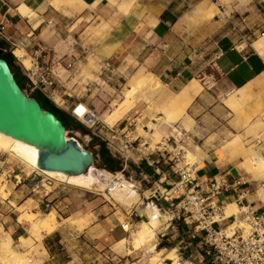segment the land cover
Returning a JSON list of instances; mask_svg holds the SVG:
<instances>
[{
	"label": "crops",
	"instance_id": "crops-1",
	"mask_svg": "<svg viewBox=\"0 0 264 264\" xmlns=\"http://www.w3.org/2000/svg\"><path fill=\"white\" fill-rule=\"evenodd\" d=\"M49 1L0 0V26L4 27L7 38H0V53L10 54L13 58V52L20 50L25 58L34 56L40 63L73 55L80 58L77 66L80 71L88 67L87 59L92 57L98 68L100 65L107 67V71L93 74L110 88L115 87L117 80L128 71L145 66L165 89V99H161L163 104H168L172 96H180L186 101L185 114L194 123L191 131L183 129L181 124L164 122L159 124L160 133L167 138L175 130L182 131L189 138L185 142H191V150L194 146L199 147L202 165L196 168V178L202 183L219 177L231 185L240 182L236 192L231 189L216 198L223 208L227 203L238 205V193H243L245 200L253 203L255 208L260 207L252 194V184L242 180L237 163L216 156L220 144L243 126L226 105L228 96L237 91H249V109L254 110L258 105L264 111V60L248 46L243 51L233 48L238 40L237 33L244 40L250 33H257L255 29L261 23L255 0H233L229 8L219 4L222 0H133L125 12L116 6L123 0H117L116 4L109 0H62L58 8L51 6ZM21 5L31 15L21 16ZM211 6L217 8L212 17L195 16V8L209 9ZM42 46L49 52H39ZM18 72L23 78L21 70ZM92 88L97 86L91 83L88 91ZM101 105L102 101L98 100L95 107ZM63 113L68 117V106L64 107ZM158 119H163L162 114H158ZM132 160L139 166L144 164L137 162L138 158ZM169 178L163 185L176 180L177 176L171 173ZM21 196L22 193L17 195L11 190L7 199L0 201V227L19 253L24 252L18 245L20 238L27 237L28 226L18 223L19 214L12 203L20 207L32 200L33 212L46 210L36 195L23 203ZM87 198L91 196L83 193L72 196L64 188L53 189L46 201L53 203L56 213L88 209L92 221L80 234H44L42 240L31 247L34 249L33 263L112 264L119 256L113 253L112 247L126 236L123 226L134 224V220L141 217L137 208H131L123 215L126 223L121 225L114 216L107 214V206L99 203L98 198L92 197L90 203ZM149 200L169 217L166 227L157 234L163 244L157 250L174 249L177 257L184 255L192 264H198L195 260L199 251L198 239L191 240L188 236L192 229L186 223L189 220L185 223L181 218L178 220L179 215L170 208V203L152 197ZM160 201L162 203L158 206ZM5 239L0 235V245ZM42 251L46 256H40ZM169 263L165 260L162 264Z\"/></svg>",
	"mask_w": 264,
	"mask_h": 264
},
{
	"label": "built area",
	"instance_id": "built-area-1",
	"mask_svg": "<svg viewBox=\"0 0 264 264\" xmlns=\"http://www.w3.org/2000/svg\"><path fill=\"white\" fill-rule=\"evenodd\" d=\"M257 33H250L247 40L237 33L238 40L233 48L237 51H243L247 46L251 48ZM0 38L7 39L3 26H0ZM241 45L244 47L241 48ZM38 51L49 52L44 46ZM14 59L31 92H39L55 105L58 104L54 102V98H58L64 107L68 106V116L90 131L92 136L101 135L106 131L111 144L117 147L125 163L134 157L138 158L137 162L152 168L153 172L160 177L158 181L160 185L169 181L171 173L176 174L177 179L166 184L164 193L154 192L151 197L156 201L163 200L170 203V208H174L179 215L178 220L181 218L184 223L189 220L186 223L191 225L192 229L188 236L191 240L198 239L196 244L199 251L195 259L198 264H264V203L258 200L257 190L252 194L256 197L260 207L255 208L253 203L245 200L243 193H238L237 206L240 212L237 216L223 218L224 208L216 201V198L228 193L231 189L236 192L240 182L236 181L231 185L225 178L219 177L202 183L196 178L195 164L188 163L178 168L179 157L183 159L184 152L182 148H178L177 144L189 140L182 131L175 130L173 135L164 139L166 145L171 144L170 151L161 148L165 144H157L151 149L145 138L134 137L133 132L128 131L130 125L103 126L95 111L85 103L82 97L74 93L73 89L78 87V81L83 80L81 71L77 67L80 58L69 55L55 62L40 63L33 56L29 58L28 68L22 65L20 59L15 56ZM98 70L101 73L107 71V67L100 65ZM73 80H75L74 84L68 88V84ZM89 85L90 82H86L85 89L80 90L89 92ZM68 101H70L69 104ZM257 144L260 145V142ZM4 163H0V169ZM162 165L167 168L163 169ZM173 168L177 171L175 172ZM12 175L5 177V180L12 181L15 185L26 183L29 193L36 195L42 201L44 208L52 211L57 208L52 202L46 201L53 191L51 188L54 185L57 186L56 188L68 187L64 183L38 173H33L29 177L25 176V178L21 175H14V172ZM0 176H3V173ZM260 188L264 193V182L258 190ZM242 202L245 203L242 204ZM231 224L233 226L230 229ZM178 260L181 264H192L184 255H179Z\"/></svg>",
	"mask_w": 264,
	"mask_h": 264
},
{
	"label": "bare ground",
	"instance_id": "bare-ground-1",
	"mask_svg": "<svg viewBox=\"0 0 264 264\" xmlns=\"http://www.w3.org/2000/svg\"><path fill=\"white\" fill-rule=\"evenodd\" d=\"M112 4H116L117 0H109ZM247 0H244L246 2ZM264 1V0H263ZM133 0H123L118 7V10L125 12ZM50 5L58 8L62 0H50ZM194 10L195 16L206 15L212 17L217 8L211 6L209 9L203 7H197ZM201 10H211L203 12ZM21 16L31 15L30 11L21 5L19 8ZM243 48V45H241ZM251 49L257 54L258 57L264 60V35L258 40L252 43ZM13 55L20 59L23 66L28 68L29 60L24 57L23 51L15 50ZM162 90V84L156 77L137 73L128 81L127 88L123 91L122 100L115 107L112 113H103L100 116V120L109 127L119 122L125 115L133 113L136 110V106L140 100H145L150 104L154 96L160 95ZM251 101L249 91H237L236 94L228 96L225 103L229 109L235 114L238 123L245 128L253 129L254 127L264 126V111L260 110L257 105L256 109H249V102ZM54 102L61 105L58 98H54ZM255 102V101H254ZM186 101H182L180 96H172L168 99V109L166 116L173 117L175 121L182 120L186 124L188 118L185 114ZM168 118V117H167ZM166 118V119H167ZM255 118V120H253ZM166 123H169L165 121ZM191 122V121H190ZM149 128L156 133H160V125L154 123H148ZM264 135V134H263ZM66 141H69L67 134H65ZM78 145V143H76ZM79 146V145H78ZM264 148H260L258 151H254L251 147L245 148L239 138L228 142L224 149L216 151L218 152L219 159L222 160L224 154H237L242 160L237 163V169L242 173V180L246 183H259L264 182V154L262 151ZM260 151V152H259ZM193 152V153H192ZM192 152L184 151L183 158L186 157L187 161H192L194 155L199 153V147L194 146ZM0 153L10 158L12 161L19 164L23 170L22 173L26 177L31 176L33 173L42 174L52 180L64 183L66 186L78 189L80 191L90 192L94 187L100 188L103 192L107 190L105 196L109 202L119 204L124 207H131L139 200V194L134 184L126 181L121 174H111L105 170H96L93 166H90L84 173L78 175H69L57 171H47L39 168V158L41 150L27 144L25 142L15 140L9 136L0 133ZM15 165V166H16ZM4 176H0V180ZM260 185V184H259ZM5 185L0 187V198L5 199L7 193L4 191ZM158 194L164 193V189H156ZM258 200L264 203V193L261 190L257 191ZM146 215L147 221L139 223L138 229L128 238L131 239L130 250L126 255L133 251H142L147 256L148 264H162L165 260H168L169 264H181L178 257L175 256V250H157L156 238L160 227L167 225L169 218L163 215L156 206L151 203L144 205L141 210ZM240 212L239 207L235 203H227L223 210V218H231L237 216ZM85 216L82 213H77L73 218L69 219L68 226L75 224H81L84 222ZM18 223L28 224V237L19 239V247L26 249L35 242H40L45 235H50L57 231L61 224L57 221L53 212L44 214L42 217H38L36 214H24L19 215ZM68 221V220H67ZM66 221V222H67ZM233 224H231L230 229ZM130 231L128 225L123 226V232L128 233ZM0 235H3L5 240L0 245V264H35L25 257L23 253H19L12 246V241L6 237L0 227ZM127 238L120 239L115 245L117 252H122L126 249ZM115 252V253H117ZM37 255V254H36ZM40 256H46V253L42 251ZM188 264V263H187Z\"/></svg>",
	"mask_w": 264,
	"mask_h": 264
},
{
	"label": "rangeland",
	"instance_id": "rangeland-1",
	"mask_svg": "<svg viewBox=\"0 0 264 264\" xmlns=\"http://www.w3.org/2000/svg\"><path fill=\"white\" fill-rule=\"evenodd\" d=\"M241 2H244V0H241ZM255 2L257 5V14H258L257 17L261 23L255 29L258 32L257 37H256V40H258L261 37V34H264V1L255 0ZM219 4L226 5L229 8V6L233 4V0H222ZM246 15L247 13L244 15V17ZM256 40H254V42ZM87 62H88V67L82 69L81 71V76L83 77L82 78L83 80L82 82L78 81V87H74L73 91L75 94H78L80 97H82L85 103H87L95 111V113L97 114L99 118L100 123L105 127H109V125L107 126L106 124H104L100 120V116L103 113L109 114L114 111L115 107L122 100L123 91L127 88L128 81L130 80L131 77H133L135 74L140 72L145 75H149V76L151 75L153 76V78H155V76L151 74V72L145 66H138L136 69L128 71L126 75H124L123 78L118 79L115 87L111 86L110 88L109 85L103 79L99 80L98 75L93 74V72L96 73L99 71L98 65L96 64L94 59L92 57H88ZM18 69L20 70L17 61L14 59L12 70L14 73L18 74L17 73ZM17 76L21 81V84H20L21 90L28 97H32V94L34 92H31L28 89L26 85V79L24 77L22 78L20 74H18ZM74 82L75 80L71 81V83L68 84V88H70L74 84ZM86 82H90V84L94 83L98 89L92 88L90 92H86L84 90L81 91L80 89L84 88V84ZM160 91H161L160 95L154 96L150 104L146 103L145 100H140L139 104L136 106V110L133 113H129L125 115L119 122L114 124L115 126H121L120 124H124L125 121H127L128 123H125V125L127 126L130 125V127L128 128V131H132L134 134L133 135L134 137L145 138L149 142L151 149L155 148L157 144H160V145L165 144L164 139L166 135H163L161 133H156L153 130H151L149 128L148 123H154L158 125V124H161L167 121L171 125L181 124L183 129H185L186 131H191L194 125V123L190 122L189 120H188L189 124H186L185 122H182V120L175 121L173 117L172 118L169 117V114L168 116H166L167 110L169 111V113L171 110L168 109V104L162 103L161 99H165L163 96V92L165 91L163 86H162V90ZM45 99L47 100L48 104H50L51 106H54L61 112H64V106L62 105V103H60L61 105L59 104L55 105L52 101L48 100L47 98ZM98 100L102 101V105L100 107H95ZM158 114H162L163 119H158ZM61 122L65 128V134H67L68 138L76 140L82 149L87 150L93 154L94 159H95L93 167L96 170H105L99 167V165L101 164V152H100L101 148H103L105 153H107L108 155L121 160L123 166L120 172L113 173L107 170L105 171L111 174H114V175L121 174L122 177L126 181L134 184L139 194V200L131 207L130 206L124 207L119 204L109 202V200H107L105 196V193H108L107 190L103 192L98 187H94L93 190H91L90 192L80 191L78 189H73L70 187H66L64 189H66V192H68V194H71L72 196H75L76 194H80V193L91 196L90 199L87 198L88 203H90V200L92 199V197L98 198L99 203L102 204L103 202L104 205L107 206V209H106L107 214L109 216H114V218L117 219L121 225L122 224L124 225L126 223V220L124 219L123 215H126L130 211L131 208L133 210L137 208L138 214L141 217L140 218L137 217V219L134 220V224L132 223L128 225L130 231L124 237V238H127L126 249L123 250L122 252H117L115 251L116 246L114 245V247H112L113 253L117 254V256L119 255L117 258L114 259L112 264H148L147 256L142 251H133L130 254L126 255V253H128L131 247L130 246L131 239L128 237L129 235L133 234L138 229L139 223L143 221H147L146 215L142 213L141 210L143 209L144 205L151 203V200H149L151 199L150 196H153L156 189H159V188L166 189V185H160L158 182L160 178L159 176H157L154 172L152 173L146 172L145 169L142 168V166L135 164L133 160L125 163L124 160L120 157L119 155L120 152L117 149V147L111 144L109 135L108 133H106V131H104L101 135L92 136L90 131H88L82 125L74 122L73 119H71L69 116L65 117ZM110 127H112V125ZM263 134H264V126L254 127L253 129H248L242 126L240 130H237L236 132H234V135L230 136L228 140L220 144L219 150L224 149L225 145L228 142L234 140L235 138H239L241 142L243 143V145L245 146V148L251 147L254 151H258L260 148L262 149L264 148V135ZM257 142H260V145H258ZM187 145H188V148H187ZM177 146L178 148H182L183 152L184 151L192 152V150L190 149L191 142H184V143L182 142L180 144H177ZM161 148H166L167 151H170L171 144L170 143H168L167 145L165 144ZM262 153L264 154V150L262 151ZM216 156L220 158L218 156V152L216 153ZM180 157H179L178 168H182L185 164H188V163L195 164L196 168H199L202 165V158L200 157L199 153H196L194 155V159L192 161H187L186 157H184L183 159H181ZM223 158H225L227 162H236V163L242 160L241 158L237 156V154L235 155V154H230V153L224 154ZM2 162H5V163L0 169V175L1 173H3L4 177L3 179L0 180V187L5 185L4 191L8 194L7 197L9 196V193H11V190H13V192H15V194L17 195L22 193L21 198L23 201L21 203H23L26 199L32 196V194L29 193L27 184L22 182L20 185H17L14 189H12L11 186L14 185L15 183H13L12 181L10 182L8 180H5V177H7L8 175L13 176L12 172H14V175H21L23 178H25L24 173L21 172V170H23L22 167L19 164L16 165V162L12 161L10 158H7L6 155L0 153V163ZM240 174L242 178L243 175L241 172ZM165 183L166 182H164V184ZM259 184L261 185L262 182L252 183L251 191L253 192L256 190L258 191L260 187ZM56 187L57 186L54 185L51 188V190H53ZM147 189H152V190L149 192H146ZM7 197L5 199H7ZM5 199L0 198V201H4ZM162 201L158 202L157 205L159 206L162 203ZM32 204H33V201L28 200L27 203H25L24 205L20 207H18L15 203H12V206L14 207L15 210H17L16 212L19 215H24V214L29 213V214H36L38 215V217H42L44 214L53 212L57 218V221L61 224V226L55 232H60L62 235H65V233H68V232L69 234H72V235L80 234L83 232L85 228H87L90 225L92 221V214L91 212L88 211V209L87 210L84 209L82 211L81 210L80 211H70V213H67V214H61V213L58 214L55 211L48 210V209L35 213L31 210ZM153 205L155 206V204ZM77 213H82L85 216L84 222H82L81 224H75L71 227L68 226L69 219L73 218L74 215ZM27 226L29 230L30 227L28 224ZM163 227L165 226L160 227L159 231L163 229ZM42 235H44V233ZM28 236L29 234L27 233V237ZM156 244H157V249H161L163 247V244L160 243V241L157 238H156ZM32 246L33 244L30 247L24 249V252H23L25 257L28 258L30 261H32L34 258V255H32V252L34 250L31 248ZM169 249L170 248H166V250H169Z\"/></svg>",
	"mask_w": 264,
	"mask_h": 264
},
{
	"label": "water",
	"instance_id": "water-1",
	"mask_svg": "<svg viewBox=\"0 0 264 264\" xmlns=\"http://www.w3.org/2000/svg\"><path fill=\"white\" fill-rule=\"evenodd\" d=\"M0 133L41 150L38 164L42 170L78 175L94 165L93 154L74 139L66 141L62 122L25 95L1 58Z\"/></svg>",
	"mask_w": 264,
	"mask_h": 264
},
{
	"label": "trees",
	"instance_id": "trees-1",
	"mask_svg": "<svg viewBox=\"0 0 264 264\" xmlns=\"http://www.w3.org/2000/svg\"><path fill=\"white\" fill-rule=\"evenodd\" d=\"M0 58L7 62V64L9 65L14 75V78L17 84L19 85V87H21L20 86L21 81L17 76L19 74L18 70H17L18 74L14 73L12 70V67H13L12 56L10 54L8 55V54L0 53ZM32 98L37 100V102L40 104L43 110L53 113L60 121H62L65 118L64 113L58 110L57 108H55L54 106H51L50 104H48L47 100L39 92L35 91L32 94ZM100 152H101V164L99 165L100 168L105 169L109 172H113V173L120 172L122 170L123 165H122L121 160L108 155L107 153H105L103 148H101ZM142 168H144L146 172L152 173L151 169L148 168L146 165L143 164Z\"/></svg>",
	"mask_w": 264,
	"mask_h": 264
}]
</instances>
